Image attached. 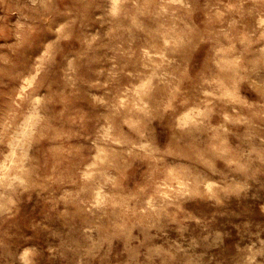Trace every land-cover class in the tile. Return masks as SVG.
I'll list each match as a JSON object with an SVG mask.
<instances>
[{
	"label": "rangeland",
	"instance_id": "1",
	"mask_svg": "<svg viewBox=\"0 0 264 264\" xmlns=\"http://www.w3.org/2000/svg\"><path fill=\"white\" fill-rule=\"evenodd\" d=\"M0 264H264V0H0Z\"/></svg>",
	"mask_w": 264,
	"mask_h": 264
},
{
	"label": "bare ground",
	"instance_id": "2",
	"mask_svg": "<svg viewBox=\"0 0 264 264\" xmlns=\"http://www.w3.org/2000/svg\"><path fill=\"white\" fill-rule=\"evenodd\" d=\"M233 68V67H232ZM140 89V88H139ZM194 115H196V114H194ZM187 122V121H186Z\"/></svg>",
	"mask_w": 264,
	"mask_h": 264
}]
</instances>
